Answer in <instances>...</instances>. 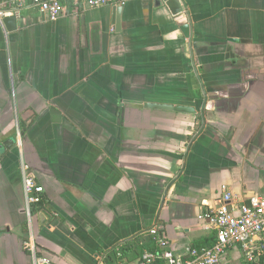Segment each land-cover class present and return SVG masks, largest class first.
Segmentation results:
<instances>
[{
	"label": "crops",
	"instance_id": "0c3cea01",
	"mask_svg": "<svg viewBox=\"0 0 264 264\" xmlns=\"http://www.w3.org/2000/svg\"><path fill=\"white\" fill-rule=\"evenodd\" d=\"M61 2L54 21L30 4L0 20V264H34L29 238L51 264H115L153 228L182 255L213 235L198 214L223 188L264 197V0ZM221 260L248 264L236 246Z\"/></svg>",
	"mask_w": 264,
	"mask_h": 264
},
{
	"label": "built area",
	"instance_id": "2783aa9c",
	"mask_svg": "<svg viewBox=\"0 0 264 264\" xmlns=\"http://www.w3.org/2000/svg\"><path fill=\"white\" fill-rule=\"evenodd\" d=\"M82 1L90 7L123 5L125 2V0ZM29 4L49 21L56 20L64 11L61 0H9L7 4L0 3V20L18 17L21 9ZM21 179L27 211L32 205L43 204L44 188L35 180L25 163L21 164ZM198 219L212 227L215 232V241L211 246H191L186 248L182 255H177L169 248L166 237L162 236L156 240L163 250L159 253H145L137 264H224L221 257L232 246L238 247L248 263L254 262L257 256L264 254V197L253 195L238 201L231 192L223 188L216 205H207L199 212ZM149 233L156 235L157 229L153 228ZM24 247L32 254L34 264H51L47 258L38 255L32 238L24 242ZM115 264L130 263L121 260Z\"/></svg>",
	"mask_w": 264,
	"mask_h": 264
},
{
	"label": "trees",
	"instance_id": "16d2710c",
	"mask_svg": "<svg viewBox=\"0 0 264 264\" xmlns=\"http://www.w3.org/2000/svg\"><path fill=\"white\" fill-rule=\"evenodd\" d=\"M31 122H32L31 119H29V122H27L25 119L22 118V115H20L19 117L20 133L24 132L27 124L30 125ZM43 201L45 202L44 196H43ZM36 208L37 210L39 209L41 210L43 208V204L38 205ZM214 233L215 232L213 231V235L210 238L201 241L204 243H201V242L194 243L192 246H196V247L211 246L215 241ZM162 236H164L163 230L158 229V228H157L156 235H153L150 233L146 235L138 234L132 239L125 240L111 247V249L107 251L106 256L109 258L110 261L123 260V259H128V260L133 261L136 259H141L145 253H159L163 250V248L158 245L156 239ZM118 255H120V257H118ZM248 264H264V254H260L258 256L257 263L252 262Z\"/></svg>",
	"mask_w": 264,
	"mask_h": 264
},
{
	"label": "water",
	"instance_id": "95a60500",
	"mask_svg": "<svg viewBox=\"0 0 264 264\" xmlns=\"http://www.w3.org/2000/svg\"><path fill=\"white\" fill-rule=\"evenodd\" d=\"M162 2L165 3V5L168 7L172 15H176L179 13H182L184 11L183 8V3L182 0H161ZM15 20V17H6L3 19V21H11ZM182 31L185 36H189V27L188 25H184L182 27ZM144 107L146 108H151V109H162V110H172V111H178V112H185V113H195L196 110L195 108L187 105H174V104H169V103H153V102H146L143 104ZM13 143L14 139L10 138L8 141L5 142H0V153L1 151L5 150L8 148V144Z\"/></svg>",
	"mask_w": 264,
	"mask_h": 264
},
{
	"label": "rangeland",
	"instance_id": "374dc122",
	"mask_svg": "<svg viewBox=\"0 0 264 264\" xmlns=\"http://www.w3.org/2000/svg\"><path fill=\"white\" fill-rule=\"evenodd\" d=\"M244 259V258H243ZM245 260V259H244Z\"/></svg>",
	"mask_w": 264,
	"mask_h": 264
}]
</instances>
